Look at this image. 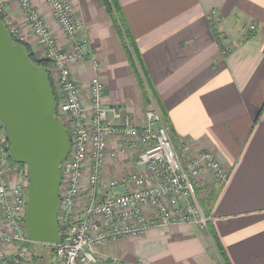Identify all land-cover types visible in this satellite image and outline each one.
<instances>
[{"label":"crops","instance_id":"obj_1","mask_svg":"<svg viewBox=\"0 0 264 264\" xmlns=\"http://www.w3.org/2000/svg\"><path fill=\"white\" fill-rule=\"evenodd\" d=\"M30 1L59 47L67 48L47 5ZM67 1L88 42V53L74 65L72 76L83 91L98 78L105 105L119 106L141 125L144 112L156 108L152 101L146 103L101 0ZM119 2L159 95L176 152L212 151L230 172L210 214L229 263L264 264V0ZM0 10L6 24L18 28L40 58L16 0H0ZM249 24L256 31L245 42ZM224 48L229 49L225 55ZM130 166L128 156L108 159L105 178H118ZM213 184V178L203 175L196 190ZM98 253L115 264H219L207 232L185 223L114 240L98 247Z\"/></svg>","mask_w":264,"mask_h":264},{"label":"built area","instance_id":"obj_2","mask_svg":"<svg viewBox=\"0 0 264 264\" xmlns=\"http://www.w3.org/2000/svg\"><path fill=\"white\" fill-rule=\"evenodd\" d=\"M16 2L41 58L49 62L55 94L53 114L69 140L67 156L59 165V241L54 245L58 264H115L114 259L101 256L98 247L142 236L149 228L185 223L206 231L210 218L203 215L198 203V181L207 175L222 188L229 170L212 151L179 156L169 127L157 110L147 109L143 123L137 126L119 106L105 105L104 86L98 78L81 89L72 69L87 55L88 42L80 34L83 24L70 2L43 0L67 48L59 47L30 0ZM213 21L210 16V23ZM7 26L13 39L24 41L18 28ZM255 31L256 26L249 24L246 36ZM228 51L224 48L222 54ZM8 154L0 123V264H28L35 244L24 228L28 168L21 169ZM118 156L131 159L130 170L106 179L105 162ZM119 188L122 192L117 193Z\"/></svg>","mask_w":264,"mask_h":264},{"label":"water","instance_id":"obj_3","mask_svg":"<svg viewBox=\"0 0 264 264\" xmlns=\"http://www.w3.org/2000/svg\"><path fill=\"white\" fill-rule=\"evenodd\" d=\"M54 106L43 70L11 42L0 19V123L12 159L28 168L27 238L47 246L59 241V165L69 150L67 131L54 116Z\"/></svg>","mask_w":264,"mask_h":264},{"label":"trees","instance_id":"obj_4","mask_svg":"<svg viewBox=\"0 0 264 264\" xmlns=\"http://www.w3.org/2000/svg\"><path fill=\"white\" fill-rule=\"evenodd\" d=\"M101 3H102V7H103L104 11L106 12L107 16L110 19L112 26L114 27V29L116 31V34L118 36V39H119L121 46H122V49L124 51L128 66L134 75L136 83L138 84V86L142 90V93L144 95L146 103H150L152 101L153 104L155 105L156 110L160 113L163 123L166 126L170 127L169 124L167 123L168 121H167V118L165 117V114H163L164 110L162 108L161 101L159 99V95L157 94V92H156V90H155V88H154V86H153V84L149 78L147 69H146L144 62H143L141 52L137 46L136 40L134 39L132 32L129 28V25L126 21V18L124 16L123 11H122L119 0H101ZM0 19L3 22L4 26L8 30V26L6 24L5 17L2 14H0ZM214 34H215L214 36H215L216 40L220 41L221 34L218 33L217 29H215V28H214ZM253 35H254L253 33H249L246 36V38L244 39V41L246 42L247 40L251 39L253 37ZM10 39H11V42L13 44L20 45L27 52L28 59L31 63L36 64L37 66H39L43 70V72L46 76V79L48 81V84L50 86L51 92L53 94V97L55 99L54 88L50 82V77L48 74L49 62L44 60V59L37 58L35 53L32 52V50L30 49V47L27 43L17 41L15 39H13L11 36H10ZM2 127L4 128L3 125H2ZM8 145H9V143H8ZM8 159L13 161L15 164H17L21 169L26 167L23 164H19V163L15 162L12 159L10 153L8 154ZM27 178H28V176H27ZM221 189L222 188L219 186V184L214 181V184L211 187H209L205 190H203V188L198 190V191L196 190V196L198 198V203H199L200 209L206 218H210L212 207H213ZM206 232H207L208 236L210 237L211 242L213 244V247L216 251V255L218 257L219 264H230L228 261V258L226 257V254H225V252H224V250H223V248H222V246L218 240V237L216 236V234L214 232V229L212 227L210 220L207 221ZM42 246H45V247H48L49 249H51L52 254H50V255L54 257L55 264H58L57 259L55 257L54 246H46V245H42ZM36 256L37 255L34 252V257H33L32 261H34V262L37 261V259L39 258V255H38V258Z\"/></svg>","mask_w":264,"mask_h":264},{"label":"rangeland","instance_id":"obj_5","mask_svg":"<svg viewBox=\"0 0 264 264\" xmlns=\"http://www.w3.org/2000/svg\"><path fill=\"white\" fill-rule=\"evenodd\" d=\"M36 47L38 48L37 45ZM38 56L40 57L39 59H42L41 52L40 55L38 54ZM116 191H119V189H117ZM32 249H33V253L35 252V254L37 255L36 256L37 258L39 255V258L37 259V261L35 262L32 261L28 264H55L54 257L50 255L52 254V251L48 247L42 246L41 244H36L32 246Z\"/></svg>","mask_w":264,"mask_h":264}]
</instances>
